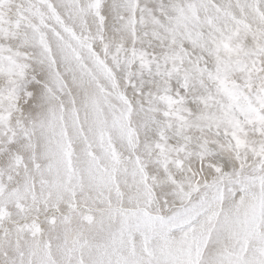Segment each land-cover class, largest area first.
Listing matches in <instances>:
<instances>
[{"label": "snow or ice", "instance_id": "snow-or-ice-1", "mask_svg": "<svg viewBox=\"0 0 264 264\" xmlns=\"http://www.w3.org/2000/svg\"><path fill=\"white\" fill-rule=\"evenodd\" d=\"M0 264H264V0H0Z\"/></svg>", "mask_w": 264, "mask_h": 264}]
</instances>
